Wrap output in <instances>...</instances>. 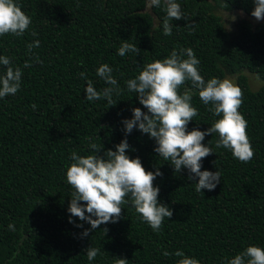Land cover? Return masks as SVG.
<instances>
[{
    "label": "trees",
    "instance_id": "16d2710c",
    "mask_svg": "<svg viewBox=\"0 0 264 264\" xmlns=\"http://www.w3.org/2000/svg\"><path fill=\"white\" fill-rule=\"evenodd\" d=\"M16 2L32 24L21 37L0 36V55L10 57L23 73L17 94L0 99V264H114L115 258L129 264H175L178 257L162 253L176 250L200 264H226L249 245L264 248V21L252 26L239 20L231 32L223 20L234 13L252 17L253 0H176L187 19L171 21L170 36L163 35L162 7L149 9V0ZM188 23L194 30L185 27ZM34 40L40 41L33 53L42 64L26 55V45ZM124 41L136 44L140 53L119 56ZM174 48L194 51L205 81L235 76L243 91L239 111L248 122L255 155L241 163L229 150L216 148L217 134L206 135L202 143L214 153L202 160L201 170L221 173L213 191L196 192L198 178L189 180L187 169L174 172L154 152L155 141L147 134L136 128L123 132L122 121L132 118L133 108L147 112L126 81ZM25 61L31 66L24 68ZM101 64L113 69L122 90L113 94L114 106L108 107L105 99H85L86 80L79 74L85 72L100 91L108 86L96 75ZM247 75L263 85L252 90ZM185 89H191L192 106L199 112L188 131H206L219 117L190 82L180 92ZM125 138L129 158L138 157L146 171L162 173L153 183L160 189L159 202L173 215L155 233L129 203L118 222L102 224L81 238L90 225L67 211L73 191L65 177L70 154H94L89 144L95 143L103 146L98 153L103 155ZM9 223L16 231L8 229ZM89 247L103 255L89 262Z\"/></svg>",
    "mask_w": 264,
    "mask_h": 264
},
{
    "label": "clouds",
    "instance_id": "9594fccd",
    "mask_svg": "<svg viewBox=\"0 0 264 264\" xmlns=\"http://www.w3.org/2000/svg\"><path fill=\"white\" fill-rule=\"evenodd\" d=\"M253 2L251 16L256 21L264 20V0ZM153 6L162 7L165 13L162 22L165 36L172 35L171 21L187 19L176 0H149L147 7L151 9ZM223 6L226 8L227 4ZM31 24V17L21 10L16 0H0V36L21 37ZM185 27L194 30L192 24L188 23ZM31 35L35 36L36 33L33 31ZM39 47V40L28 43L26 55L31 54L37 63L42 64L43 61L33 53V49ZM140 51L136 44L124 41L117 54L123 57L128 52L137 55ZM199 64L191 48H174L164 59L145 64L135 78L126 81V87L129 92L136 93L139 103L147 112L133 108L132 118L123 120L122 124L126 135L136 128L154 139V152L164 161L170 162L174 172L187 169L189 180L198 178L195 191L202 193V189L213 191L221 180L218 170H201L202 160L214 153L211 147L202 143L206 135L217 134L219 138L216 140V148L229 150L233 158L241 163L250 162L255 150L247 135L248 122L239 111L243 103L242 89L228 77H212L205 81L200 75ZM0 66H4L0 70V99H3L17 94L23 73L21 67L14 66L8 56L0 55ZM30 66V61H25L23 67ZM79 75L86 80L85 99L90 102L105 99L108 107L117 103L112 96L114 93L119 95L122 90L108 64H101L96 69V75L108 85L100 91L93 86V81L87 78L85 72ZM186 82H190L191 88L198 91V97L204 105L211 104L208 110L219 117L206 131L195 128L188 131L189 122L199 112L192 106L191 89L180 92ZM30 107L35 111L37 105L32 104ZM88 139L91 140L90 137ZM89 147L94 154L81 156L75 151L71 152V163L65 172L66 181L73 189L67 211L71 217L90 225V229H84L80 234L81 238L87 237L90 231L98 229L102 224L118 222L123 206L129 203L141 221L150 226L153 232L159 233L165 218L169 219L173 215L172 210L158 200L160 189L153 182L157 176H162L159 169L155 172L146 171L138 157L129 158L126 154L129 150L126 138L115 145V151L109 149L103 155L98 154L103 146L90 143ZM71 217L69 223H73ZM75 226L83 228L82 224ZM7 227L10 231H16L14 223H9ZM102 231L106 235L108 229ZM162 254L165 257H178L175 264H200L199 260L186 256L181 250L173 253L164 251ZM98 255H103L99 248L86 249L89 262L94 261ZM114 264H129V261L115 258ZM226 264H264V248L249 245L228 259Z\"/></svg>",
    "mask_w": 264,
    "mask_h": 264
},
{
    "label": "rangeland",
    "instance_id": "374dc122",
    "mask_svg": "<svg viewBox=\"0 0 264 264\" xmlns=\"http://www.w3.org/2000/svg\"><path fill=\"white\" fill-rule=\"evenodd\" d=\"M235 17V19H234ZM223 20L225 21V27L227 30L233 32L237 29V22L239 20H246L248 23H250L252 26H255L257 23L263 22L264 20L256 21L254 17H246L244 14L241 13H234L232 15H223ZM250 88L252 90L259 89L263 83L256 77L252 75H247ZM228 78H231L236 83L235 76H228Z\"/></svg>",
    "mask_w": 264,
    "mask_h": 264
}]
</instances>
